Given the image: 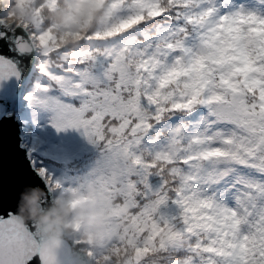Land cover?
<instances>
[{"label": "snow or ice", "instance_id": "6c2138e0", "mask_svg": "<svg viewBox=\"0 0 264 264\" xmlns=\"http://www.w3.org/2000/svg\"><path fill=\"white\" fill-rule=\"evenodd\" d=\"M184 2L190 3L196 11L177 12L183 23L166 29L160 38L164 49L169 51L157 52V45L138 48L130 41L121 48L107 51L105 55L110 67L83 73V82L70 85L64 78L47 73L59 86L62 96L68 98L79 94L88 98L82 99L79 107H74L48 96L50 87L37 86V94L25 98L29 106L53 113L51 126L57 133L80 132L99 155L87 174L73 182L54 179L46 168L36 167L34 161L32 168L47 189L55 188L74 199L84 189L107 196L116 215L136 209L138 214L133 213V219L139 220L141 217L153 218L154 213H159L157 223L173 228L172 247L179 248L186 237L191 238L195 244L190 251L206 255L207 264H235L231 253L212 247L217 241L211 235L207 244L200 239L202 234L214 232L224 242V237L230 233L221 234L220 229L225 227L226 220H234L233 226H239L241 237L247 242L241 245L245 254L241 264H264V90L258 98L242 96L228 103L223 95L209 94V86L214 81L203 75L191 83L181 80L197 70L196 66L199 69L206 67L197 45L208 43L205 39L208 33H215L211 39L217 40L223 32L221 43L227 45L225 50L232 49L246 39L240 25L264 24V15L241 7L221 16L214 0ZM113 7L119 10L120 5L117 3ZM146 7L152 9L148 12L149 17L164 18L165 10L159 8L157 0H132L130 10L135 12ZM143 20V15H132L122 27L131 28ZM255 31L249 29V33ZM172 49L176 51L172 52ZM16 51L20 53L22 49L16 47ZM133 51L142 58L138 68L147 78L141 77L135 92L125 94L124 86L120 85L119 94L117 91L106 92L101 102V98H97L100 94L90 93L87 81H102L112 67ZM184 54L192 60L186 68L183 67ZM252 64L249 61V70H259ZM241 71L236 69L233 75ZM11 78H20L17 65L6 55L0 56V82ZM220 82L234 93L240 91L234 82L223 76ZM73 87L82 91L74 92ZM252 91L248 88L249 93ZM172 114L191 119L170 126L162 142L148 140L150 147L146 149L153 160L167 163L171 174L178 178L179 186L169 199L164 195L162 184H153L149 172L157 164L146 160L142 149L156 125L166 122ZM229 181L238 196L230 197L227 192L208 195L205 191L215 190ZM141 188L144 203L140 200ZM16 195L13 194L9 202L0 194V264H46L45 256L33 246L29 228L14 218ZM153 197L156 198L154 201ZM166 205L169 211H165ZM152 239L154 235L146 242L151 243ZM226 247L234 245L227 242Z\"/></svg>", "mask_w": 264, "mask_h": 264}, {"label": "clouds", "instance_id": "9594fccd", "mask_svg": "<svg viewBox=\"0 0 264 264\" xmlns=\"http://www.w3.org/2000/svg\"><path fill=\"white\" fill-rule=\"evenodd\" d=\"M157 2L159 8L165 10L163 19L149 17L151 7L131 11L132 0H0V39L12 41L22 49L20 55L35 54L41 60L40 71L47 77L49 87L59 90L47 73L64 78L70 85L83 82V73L110 67L105 55L107 51L121 48L130 41L138 48L157 45V52L169 51L164 49L160 39L165 30L176 27L178 22L183 23L177 12L192 13L196 8L190 3L185 4L184 0ZM117 3L119 10L113 7ZM136 14L143 15L144 20L131 28H123L126 20ZM240 27L246 39L227 50V45L221 43L223 32L217 40L211 39L215 33H208L205 37L208 43L197 45L206 67L199 69L196 66L197 70L181 80L191 83L203 75L214 81L209 86V94L223 95L228 103L242 96L258 98L260 91L264 90V24L253 22ZM249 29L257 31L249 33ZM249 61L259 70H249ZM141 63L142 58L134 51L128 53L126 59L112 67L102 81H87L90 93L94 96L100 94L97 98L106 92L117 91L119 94L120 85L124 86L125 94L135 92L141 77L147 78L138 68ZM190 64L192 60L184 54L183 67ZM236 69L242 71L233 75ZM221 76L234 82L240 91L234 93L228 89L220 82ZM254 81L259 83L254 84ZM248 88L253 89L252 93ZM73 91L80 93L82 90L73 87ZM68 98L80 103L88 97L78 94ZM174 116L181 118V114H172L168 120ZM148 147L150 145L145 140L144 158L153 160L146 150ZM153 162L157 167L149 172L152 182L162 184L164 195L171 199L179 186L178 178L171 174L167 163ZM142 193L143 188L140 200L144 203ZM167 208L166 205L165 211ZM133 213L138 214V210L116 215L108 197L97 195L93 190L84 189L74 199L55 188L25 185L16 195L13 215L20 225L29 228L33 246L45 256L46 264H207L206 255L190 251L195 244L191 238L186 237L179 248L172 247L173 228L157 223L159 213H154L153 218L141 217L139 220L133 219ZM233 225L234 220H226L225 227L220 229L221 234L230 233L224 237V242L214 232L202 234L200 239L207 244L211 235L217 241L212 247L223 248L232 254L235 264H241L245 255L241 245L247 242L242 239L239 226ZM153 235L154 239L147 243ZM227 242L234 247H226Z\"/></svg>", "mask_w": 264, "mask_h": 264}, {"label": "trees", "instance_id": "16d2710c", "mask_svg": "<svg viewBox=\"0 0 264 264\" xmlns=\"http://www.w3.org/2000/svg\"><path fill=\"white\" fill-rule=\"evenodd\" d=\"M231 1L236 2L237 0ZM244 1L264 4L262 0ZM214 4L219 10L228 6L226 0H214ZM40 64L41 60L36 57L33 72L24 88V96L20 102L17 118L29 132L28 149L37 158L39 164L46 168L48 174L54 179L73 182L87 174L95 164L99 153L93 146L88 144L80 132L68 130L67 132L57 133L51 126L53 113L40 107L29 106L25 98L29 95H36L37 86L49 87L47 77L40 71ZM47 95L59 98L62 102L70 103L74 107L80 106L79 101L62 96L60 91L54 88H51ZM190 119L191 117L181 119L179 116H174L172 119L156 125L146 140L162 142L166 138L170 126L175 123L187 122ZM158 132L159 136H157ZM213 190L206 191L205 189L208 195Z\"/></svg>", "mask_w": 264, "mask_h": 264}, {"label": "water", "instance_id": "95a60500", "mask_svg": "<svg viewBox=\"0 0 264 264\" xmlns=\"http://www.w3.org/2000/svg\"><path fill=\"white\" fill-rule=\"evenodd\" d=\"M3 55L16 63L20 73L19 79L0 82V194L10 202L13 194L25 185L44 186L33 171L31 153L25 146L21 147V123L15 120L36 56L20 55L12 41L0 39V56ZM9 113L12 116H6ZM35 164L39 168V164Z\"/></svg>", "mask_w": 264, "mask_h": 264}, {"label": "rangeland", "instance_id": "374dc122", "mask_svg": "<svg viewBox=\"0 0 264 264\" xmlns=\"http://www.w3.org/2000/svg\"><path fill=\"white\" fill-rule=\"evenodd\" d=\"M241 7L244 8L246 11H254V12H257L258 14L264 15V4L261 5L259 3L253 2V1L248 3L244 0H237L236 2L234 1V3L230 4V6L220 9L219 10L220 15L221 16L227 15L231 11L237 10ZM25 134H27V133L25 132ZM28 140H29V136L27 135V141ZM33 159H34L35 163L39 164L36 157L33 156ZM41 167L42 166L39 164V168H41ZM206 191H209V189H206ZM223 192H227V194L230 197H236L239 195L238 191L231 186V181H229L228 183H226L224 185L219 186V188L213 190L210 193V195L219 194V193H223Z\"/></svg>", "mask_w": 264, "mask_h": 264}, {"label": "built area", "instance_id": "2783aa9c", "mask_svg": "<svg viewBox=\"0 0 264 264\" xmlns=\"http://www.w3.org/2000/svg\"><path fill=\"white\" fill-rule=\"evenodd\" d=\"M22 139H23V141L25 142V144H26V141H27V134H23V136H22Z\"/></svg>", "mask_w": 264, "mask_h": 264}]
</instances>
